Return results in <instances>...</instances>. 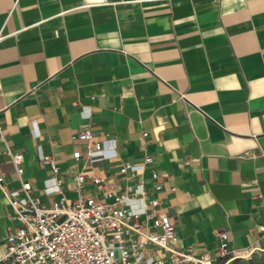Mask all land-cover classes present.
Instances as JSON below:
<instances>
[{
	"label": "crops",
	"instance_id": "obj_1",
	"mask_svg": "<svg viewBox=\"0 0 264 264\" xmlns=\"http://www.w3.org/2000/svg\"><path fill=\"white\" fill-rule=\"evenodd\" d=\"M7 147L47 205L56 179L73 198L76 174L120 185L129 161L159 173L179 251L220 264L219 231L235 255L264 247V0H0V183L18 194Z\"/></svg>",
	"mask_w": 264,
	"mask_h": 264
},
{
	"label": "built area",
	"instance_id": "obj_2",
	"mask_svg": "<svg viewBox=\"0 0 264 264\" xmlns=\"http://www.w3.org/2000/svg\"><path fill=\"white\" fill-rule=\"evenodd\" d=\"M71 138L85 143L86 156L101 149L89 125ZM5 153L15 165L20 192L14 194L0 183V189L10 197L12 221L0 264H212L207 254L197 256L177 249L175 225L160 208L158 193L163 185L156 170H151L150 179L155 181L151 183L135 164L123 161L118 167L123 180L120 185L106 177H87L80 172L74 176L73 198L62 193L61 181L56 179L61 196L47 205L33 193L32 183L22 177L23 153L10 147ZM81 155L80 150L73 152L75 159ZM44 160L56 174L54 159ZM152 162V156L145 155L142 167ZM218 236L219 257L235 256L236 252L228 247L226 231H219Z\"/></svg>",
	"mask_w": 264,
	"mask_h": 264
},
{
	"label": "rangeland",
	"instance_id": "obj_3",
	"mask_svg": "<svg viewBox=\"0 0 264 264\" xmlns=\"http://www.w3.org/2000/svg\"><path fill=\"white\" fill-rule=\"evenodd\" d=\"M220 264H264V247L235 255L227 260L221 259Z\"/></svg>",
	"mask_w": 264,
	"mask_h": 264
},
{
	"label": "trees",
	"instance_id": "obj_4",
	"mask_svg": "<svg viewBox=\"0 0 264 264\" xmlns=\"http://www.w3.org/2000/svg\"><path fill=\"white\" fill-rule=\"evenodd\" d=\"M221 259L227 260L226 257L225 258H221Z\"/></svg>",
	"mask_w": 264,
	"mask_h": 264
}]
</instances>
